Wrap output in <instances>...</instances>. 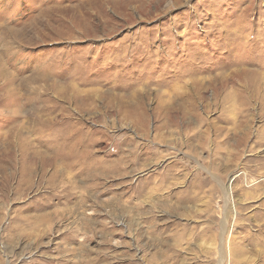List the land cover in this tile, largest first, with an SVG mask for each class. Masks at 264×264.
Segmentation results:
<instances>
[{
	"label": "rangeland",
	"instance_id": "1",
	"mask_svg": "<svg viewBox=\"0 0 264 264\" xmlns=\"http://www.w3.org/2000/svg\"><path fill=\"white\" fill-rule=\"evenodd\" d=\"M0 264H264V0H0Z\"/></svg>",
	"mask_w": 264,
	"mask_h": 264
},
{
	"label": "bare ground",
	"instance_id": "2",
	"mask_svg": "<svg viewBox=\"0 0 264 264\" xmlns=\"http://www.w3.org/2000/svg\"><path fill=\"white\" fill-rule=\"evenodd\" d=\"M58 154V153H57ZM60 158V157H59ZM73 159V158H72ZM50 163V162H49Z\"/></svg>",
	"mask_w": 264,
	"mask_h": 264
}]
</instances>
